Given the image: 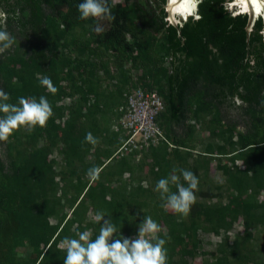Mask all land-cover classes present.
<instances>
[{"label":"trees","instance_id":"trees-1","mask_svg":"<svg viewBox=\"0 0 264 264\" xmlns=\"http://www.w3.org/2000/svg\"><path fill=\"white\" fill-rule=\"evenodd\" d=\"M229 1L203 0L202 19L175 24L167 0H109L115 20L97 35L96 20L79 19L83 0H0L7 14L0 28L15 37L0 54V88L9 103L44 95L53 108L46 127L21 128L0 141V264H63L66 253L57 244L84 230L95 239L100 225L90 216L97 211L126 237L136 236L151 216L167 240L168 264L198 256L201 229L222 235L208 264H264L254 244L256 230L264 231V17L250 27V15ZM37 74L50 77L58 92L41 87ZM136 88L163 97L157 120L167 140L120 156L122 136L102 119L112 108L114 123L125 93ZM236 99L243 103L241 121L227 124L220 106ZM191 121L209 123L221 139L198 150L197 158L209 169L217 159L226 177L218 188L227 199L209 201L216 194L199 182L196 195L203 200L182 217L161 207L154 187L173 168L197 175L198 165L189 163ZM88 132L109 147L85 143ZM145 150L148 165L136 161ZM94 165L102 170L92 182L86 172ZM145 167L147 187L134 182ZM238 222L243 230L232 238Z\"/></svg>","mask_w":264,"mask_h":264},{"label":"clouds","instance_id":"clouds-1","mask_svg":"<svg viewBox=\"0 0 264 264\" xmlns=\"http://www.w3.org/2000/svg\"><path fill=\"white\" fill-rule=\"evenodd\" d=\"M172 2L175 5L173 14L178 18V22L181 20L187 22L189 17L194 21L202 19L199 6L203 0H179L178 4L177 0ZM249 2L250 0H234L235 6L241 12L247 10ZM253 7L255 8L256 4H253ZM77 11L79 19H93L98 22L93 27L97 35L104 32L99 21L115 20L109 0H83L77 4ZM259 15H264V10H261ZM6 20L7 14L0 12V25ZM14 43L15 37L5 28H0V54L9 50ZM37 81L52 95L58 92L50 77L37 74ZM9 100L10 94L0 88V114H2L0 141H7L21 128L28 132L34 131L37 127L44 128L53 116V108L44 95L39 98L20 96L15 104L9 103ZM113 125L114 123L112 130H114ZM84 142L95 146L98 138L88 132L85 134ZM101 170L94 165L87 170L86 176L90 181L95 182L99 179ZM198 185L199 179L194 172L185 168H173L167 177L156 181L154 191L159 193L161 207L165 211L186 217L192 205L196 203ZM144 186L147 187L146 184ZM170 186H174L176 190L172 191ZM105 216L103 211H97L92 217L93 222L100 225L95 239L92 238L90 230H84L77 231L75 238L64 237L57 244V249L66 253L63 264H168V250L165 247L167 240L159 235L162 229L151 216H144L135 237L124 236L117 230L111 218L105 219Z\"/></svg>","mask_w":264,"mask_h":264},{"label":"rangeland","instance_id":"rangeland-1","mask_svg":"<svg viewBox=\"0 0 264 264\" xmlns=\"http://www.w3.org/2000/svg\"><path fill=\"white\" fill-rule=\"evenodd\" d=\"M113 2V4H117V3H122L124 0H110ZM99 23L103 26L104 30L108 29L110 26L111 21L109 19H105L103 21H99ZM112 59H110L111 61ZM137 70L134 69L133 73L136 72ZM103 75V74H102ZM69 100H67L66 102H68ZM239 101V103H238ZM243 103L240 100H236L235 104H232L231 102L226 101L224 104H222L220 106L221 111H222V115H223V120L224 122L228 123H234L237 121H241V109L239 108ZM112 116H113V112H112V108L111 111L106 113V119H102V123L104 124V126H111V124L113 123L112 121ZM206 120L208 122V118L209 115L206 116ZM196 123L195 121H191V124L195 125V133L193 135V139L191 141V143L194 146V151H193V155L191 156V158H189V163L194 165L197 164L198 165V171H197V177L199 179V182L201 183L202 187L204 189H207L208 187L212 189V191L216 194L215 197H211V199H208L211 202H220V201H226L227 199V192L224 190H221L218 188L219 185H223L226 184V177L223 175L221 170L217 169V159L213 160L212 164H211V168H207L206 163H204L203 160L197 158V151L198 150H203L207 144H219L221 143V139L220 137H218L217 132L214 130V128L211 126H208L209 123ZM239 128H242L239 127ZM164 129V127H163ZM177 130L180 132H182V129L180 127H177ZM165 131V129H164ZM96 147H100V148H106L108 145L105 141L99 139L98 143L95 145ZM109 147V146H108ZM107 147V148H108ZM1 148V146H0ZM111 149H115L117 148L115 145L110 146ZM2 149V148H1ZM3 150V149H2ZM148 151H142L139 154H137L136 157V161L138 162L139 160H144V162L146 163L145 165H148L150 163V158L149 155L147 153ZM147 154V155H145ZM120 156L122 155H127L126 152H120L119 153ZM53 157V156H52ZM224 161L227 162V157H224ZM239 164L242 165V161H239ZM148 168V167H147ZM60 169V165L57 166V170ZM146 167L145 170H140V172L137 173V177H136V181H133L136 183L139 180H144L143 183L146 184ZM148 176V175H147ZM130 175L129 173H126L124 175V178L127 179L129 178ZM225 189V188H223ZM264 195V194H263ZM196 199H201L200 195H196ZM94 216V214H91V219ZM52 221L54 222L55 219H52ZM235 229H233L232 231V238H234V233H236L239 230H243V224L242 222H238L237 224H235ZM199 235L200 238L202 240L201 243V248L200 251L198 253V256L196 258H188V263L187 264H208L209 262H211L212 257L209 254V252L214 251L217 248V244L218 242H220L222 235L218 236L216 234H214L213 232H207L204 230H200L199 231ZM135 237V236H133ZM254 244L255 247L258 250H263L264 252V231L263 229H258L255 232V239H254ZM263 258H264V253H263Z\"/></svg>","mask_w":264,"mask_h":264},{"label":"built area","instance_id":"built-area-1","mask_svg":"<svg viewBox=\"0 0 264 264\" xmlns=\"http://www.w3.org/2000/svg\"><path fill=\"white\" fill-rule=\"evenodd\" d=\"M126 103L118 109L119 117L113 129L120 133L123 143L118 152H131L158 145L166 141L165 133L158 123L164 108L163 97L157 90L143 88L125 93ZM70 103L71 98H67Z\"/></svg>","mask_w":264,"mask_h":264},{"label":"water","instance_id":"water-1","mask_svg":"<svg viewBox=\"0 0 264 264\" xmlns=\"http://www.w3.org/2000/svg\"><path fill=\"white\" fill-rule=\"evenodd\" d=\"M179 3V0H177V4ZM230 8H235V10H238L239 12H241L239 10V8L237 6H235L234 4V0H230L228 2ZM253 4H256V7L259 8V11L256 10V8L253 7ZM175 5L173 4L172 0H167V3H166V10L168 12V19L170 20V22L172 23H175L177 24L178 23V18L173 14V9H174ZM261 10H264V4H260V3H257V0H250V2L248 3V6H247V10L246 11H242V12H246L250 15V27L252 26L253 22L256 20V18L259 15V12ZM264 17V15H262ZM179 22H182L179 21Z\"/></svg>","mask_w":264,"mask_h":264},{"label":"snow or ice","instance_id":"snow-or-ice-1","mask_svg":"<svg viewBox=\"0 0 264 264\" xmlns=\"http://www.w3.org/2000/svg\"><path fill=\"white\" fill-rule=\"evenodd\" d=\"M257 3L264 4V0H257ZM257 11H259L258 7H255Z\"/></svg>","mask_w":264,"mask_h":264}]
</instances>
